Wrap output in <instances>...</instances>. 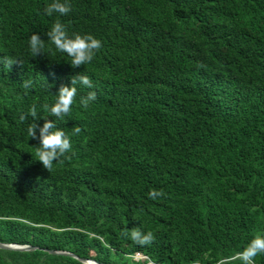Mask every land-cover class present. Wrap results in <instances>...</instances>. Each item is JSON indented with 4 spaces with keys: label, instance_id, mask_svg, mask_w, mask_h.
<instances>
[{
    "label": "trees",
    "instance_id": "1",
    "mask_svg": "<svg viewBox=\"0 0 264 264\" xmlns=\"http://www.w3.org/2000/svg\"><path fill=\"white\" fill-rule=\"evenodd\" d=\"M52 2L0 0V58L22 63H0V242L35 246L0 248V264H218L264 234V0H69L49 16ZM57 19L101 41L89 64L48 39ZM34 32L45 49L32 57ZM82 72L93 87L48 116ZM32 105L70 138L50 172L27 133ZM134 228L152 243L123 235Z\"/></svg>",
    "mask_w": 264,
    "mask_h": 264
},
{
    "label": "clouds",
    "instance_id": "2",
    "mask_svg": "<svg viewBox=\"0 0 264 264\" xmlns=\"http://www.w3.org/2000/svg\"><path fill=\"white\" fill-rule=\"evenodd\" d=\"M44 11L49 16L54 12L60 15H66L71 11V5L69 0H63V2L62 0H53L51 4L45 7ZM47 37L58 51L66 53L70 57L69 61L72 67L89 64L93 60L96 52L102 47L101 41L92 34L82 35L73 33L69 35L67 27L61 23L59 19L56 20L47 32ZM29 46L32 57L38 54H44L45 43L37 33L34 32L30 36ZM0 63L10 70L14 63H21V61L10 57H3L0 58ZM78 84H82L88 88L93 87L92 80L88 75L83 74V72L71 77L70 84L62 83L59 86L55 102L50 105H43L44 110L49 113L48 116L64 120V117L70 114L73 102L77 96ZM32 86L33 81L31 79L23 81L22 87L25 89V94H27ZM96 99V92L91 91L88 92L86 96L80 97V104L83 108H87L89 103ZM28 115L33 118V123H31L27 129L28 136L39 140L35 153L36 159L50 172L54 161L59 160L61 157L70 159V157L66 155L72 147L70 138L63 129L57 126L54 120H49L47 118L48 116L44 117L42 126L38 125L36 120L39 118V115L36 105L30 107ZM26 119L27 116H20L21 121ZM37 129H39V136H37ZM73 131L74 134H79L81 128L79 126H74ZM161 195H163L162 189L159 191L153 190L149 193L152 199H156ZM123 235L140 246L150 245L154 240V234L152 232L142 233L139 228H134L130 233L125 232ZM260 254H264V234L255 235L242 251L238 252L234 257L221 258L218 264H232L234 259L242 261L243 264H255V257ZM145 257L146 256L140 252L135 253L136 259H144Z\"/></svg>",
    "mask_w": 264,
    "mask_h": 264
},
{
    "label": "water",
    "instance_id": "3",
    "mask_svg": "<svg viewBox=\"0 0 264 264\" xmlns=\"http://www.w3.org/2000/svg\"><path fill=\"white\" fill-rule=\"evenodd\" d=\"M0 248L27 251V250L34 249L35 246L21 245V244H9V243L0 242ZM53 252H59V253H62V254H69V255L76 256L74 253H71V252H68V251H53ZM81 260L84 261L87 264H91V263L105 264V263L100 262V261L95 260V259L81 258Z\"/></svg>",
    "mask_w": 264,
    "mask_h": 264
},
{
    "label": "bare ground",
    "instance_id": "4",
    "mask_svg": "<svg viewBox=\"0 0 264 264\" xmlns=\"http://www.w3.org/2000/svg\"><path fill=\"white\" fill-rule=\"evenodd\" d=\"M91 264H97V263H91Z\"/></svg>",
    "mask_w": 264,
    "mask_h": 264
}]
</instances>
